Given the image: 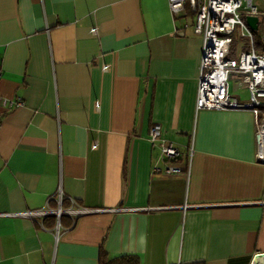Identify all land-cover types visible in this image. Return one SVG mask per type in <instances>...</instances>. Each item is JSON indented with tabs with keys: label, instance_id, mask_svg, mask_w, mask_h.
<instances>
[{
	"label": "crops",
	"instance_id": "obj_1",
	"mask_svg": "<svg viewBox=\"0 0 264 264\" xmlns=\"http://www.w3.org/2000/svg\"><path fill=\"white\" fill-rule=\"evenodd\" d=\"M248 2L264 22V0ZM191 25L167 0H0V264H260L253 117L195 108ZM247 49L235 28L227 58ZM227 93L249 103L234 77ZM153 124L181 173L152 172ZM57 192L94 212L57 227L23 216Z\"/></svg>",
	"mask_w": 264,
	"mask_h": 264
},
{
	"label": "built area",
	"instance_id": "obj_2",
	"mask_svg": "<svg viewBox=\"0 0 264 264\" xmlns=\"http://www.w3.org/2000/svg\"><path fill=\"white\" fill-rule=\"evenodd\" d=\"M167 7L172 18H181L189 10L192 13V33L201 39L195 108L208 111L248 109L254 123L255 160L264 165V143L261 139L264 135V53L256 54L253 51V34L242 21L243 16H256V10L248 0L245 6L241 5V0H167ZM258 24L255 35L263 40L264 22ZM235 28L239 30L240 37L247 41L248 49L241 51L233 60L228 59L227 54ZM176 35L181 36L182 33L178 31ZM231 77L236 78L237 88L243 87L248 92V104H240L227 93V82ZM5 104L0 98V106ZM147 141L150 147H157L163 163V169L153 168V173L171 176L182 172L180 167L174 165L178 151L162 139L158 125L153 124L149 128ZM188 170L186 166L185 175ZM54 202V209L30 211L23 216L39 219L54 217V226L57 227L61 216L74 218L94 212L77 206L70 199H67L69 206L61 209L60 192L56 193Z\"/></svg>",
	"mask_w": 264,
	"mask_h": 264
},
{
	"label": "water",
	"instance_id": "obj_3",
	"mask_svg": "<svg viewBox=\"0 0 264 264\" xmlns=\"http://www.w3.org/2000/svg\"><path fill=\"white\" fill-rule=\"evenodd\" d=\"M244 22H245L246 27L249 29L251 33H256L257 26H258L257 24L258 22H262V20H259L253 16H246L244 18ZM263 44H264V37H263ZM262 256H264V253L256 255L254 261L258 260V258Z\"/></svg>",
	"mask_w": 264,
	"mask_h": 264
},
{
	"label": "trees",
	"instance_id": "obj_4",
	"mask_svg": "<svg viewBox=\"0 0 264 264\" xmlns=\"http://www.w3.org/2000/svg\"><path fill=\"white\" fill-rule=\"evenodd\" d=\"M53 201H54V199H53ZM53 203H55V202H53ZM68 206H69V204H68L67 200L64 197H62L61 209H65ZM55 207H56V204H55ZM62 217H64V216H61L59 221L61 220ZM46 220H49V222H51L52 226H54V224H55V218L54 217H46V218H44V221H46ZM101 258H102V256H101ZM102 264H105V263L102 261ZM106 264H112V262H108Z\"/></svg>",
	"mask_w": 264,
	"mask_h": 264
},
{
	"label": "bare ground",
	"instance_id": "obj_5",
	"mask_svg": "<svg viewBox=\"0 0 264 264\" xmlns=\"http://www.w3.org/2000/svg\"><path fill=\"white\" fill-rule=\"evenodd\" d=\"M262 142L264 143V135L261 137ZM260 258V264H264V256L259 257Z\"/></svg>",
	"mask_w": 264,
	"mask_h": 264
},
{
	"label": "rangeland",
	"instance_id": "obj_6",
	"mask_svg": "<svg viewBox=\"0 0 264 264\" xmlns=\"http://www.w3.org/2000/svg\"><path fill=\"white\" fill-rule=\"evenodd\" d=\"M239 41H240V39L237 37L236 40H235V45H236V47L238 46L237 43H238ZM233 48L235 49V47H233Z\"/></svg>",
	"mask_w": 264,
	"mask_h": 264
}]
</instances>
